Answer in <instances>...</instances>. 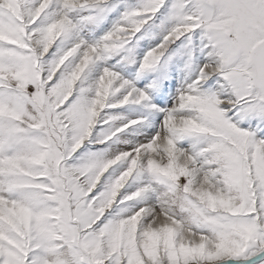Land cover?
<instances>
[{
	"label": "snow or ice",
	"instance_id": "6c2138e0",
	"mask_svg": "<svg viewBox=\"0 0 264 264\" xmlns=\"http://www.w3.org/2000/svg\"><path fill=\"white\" fill-rule=\"evenodd\" d=\"M0 264H264V0H0Z\"/></svg>",
	"mask_w": 264,
	"mask_h": 264
}]
</instances>
